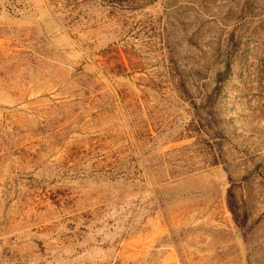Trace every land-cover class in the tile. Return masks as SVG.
<instances>
[{"label":"rangeland","instance_id":"rangeland-1","mask_svg":"<svg viewBox=\"0 0 264 264\" xmlns=\"http://www.w3.org/2000/svg\"><path fill=\"white\" fill-rule=\"evenodd\" d=\"M0 264H264V0H0Z\"/></svg>","mask_w":264,"mask_h":264},{"label":"trees","instance_id":"trees-1","mask_svg":"<svg viewBox=\"0 0 264 264\" xmlns=\"http://www.w3.org/2000/svg\"><path fill=\"white\" fill-rule=\"evenodd\" d=\"M235 212L233 211V214H234Z\"/></svg>","mask_w":264,"mask_h":264}]
</instances>
